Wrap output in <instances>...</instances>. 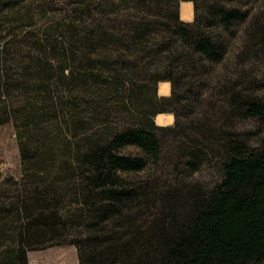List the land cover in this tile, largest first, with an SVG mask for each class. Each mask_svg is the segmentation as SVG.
Here are the masks:
<instances>
[{
	"label": "trees",
	"instance_id": "obj_1",
	"mask_svg": "<svg viewBox=\"0 0 264 264\" xmlns=\"http://www.w3.org/2000/svg\"><path fill=\"white\" fill-rule=\"evenodd\" d=\"M243 1L0 0V129L22 161L0 264L68 246L79 264H264V10Z\"/></svg>",
	"mask_w": 264,
	"mask_h": 264
},
{
	"label": "rangeland",
	"instance_id": "obj_2",
	"mask_svg": "<svg viewBox=\"0 0 264 264\" xmlns=\"http://www.w3.org/2000/svg\"><path fill=\"white\" fill-rule=\"evenodd\" d=\"M243 3L246 7L245 9H254V11H257L262 8L264 10V0H244ZM54 9L58 11L56 17L59 19L60 17L63 18V8L57 6ZM54 21H57V19H54ZM54 21L45 20L43 16H38L32 22V25L40 29L50 25L49 23H54ZM254 72L257 93L259 98L264 102V58L257 64ZM246 127L247 129L251 128L249 123H247ZM253 145L259 147L261 145V137H255ZM21 177L22 161L16 131L13 125H7L0 129V187L8 178H14L16 181H20ZM198 178L205 183L209 182L213 178L212 169L206 166ZM28 258L29 264H79L78 251L73 246L51 247L44 251L30 252Z\"/></svg>",
	"mask_w": 264,
	"mask_h": 264
},
{
	"label": "crops",
	"instance_id": "obj_3",
	"mask_svg": "<svg viewBox=\"0 0 264 264\" xmlns=\"http://www.w3.org/2000/svg\"><path fill=\"white\" fill-rule=\"evenodd\" d=\"M189 9L191 10V15L190 17L188 16V11ZM179 13H180V18L181 21L185 23H193L195 20V7L193 3L190 2H181L180 7H179ZM167 88L168 92L167 93H162L163 88ZM172 95V86L170 83H160L158 85V96L159 98H169ZM169 120V123L167 124H160L161 119ZM155 124L158 127L162 128H167V127H172L175 124V117L171 114H160L155 118Z\"/></svg>",
	"mask_w": 264,
	"mask_h": 264
},
{
	"label": "bare ground",
	"instance_id": "obj_4",
	"mask_svg": "<svg viewBox=\"0 0 264 264\" xmlns=\"http://www.w3.org/2000/svg\"><path fill=\"white\" fill-rule=\"evenodd\" d=\"M190 15H191V10L189 9L188 16L190 17ZM167 92H168L167 88L165 89V87H164L162 90V93H167ZM159 122H160V124H167L169 122V120H165L162 118Z\"/></svg>",
	"mask_w": 264,
	"mask_h": 264
}]
</instances>
